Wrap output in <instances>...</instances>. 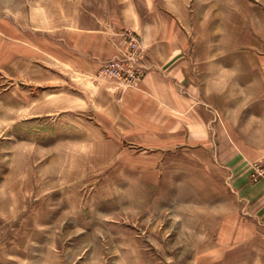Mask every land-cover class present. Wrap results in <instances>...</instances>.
<instances>
[{
    "label": "rangeland",
    "instance_id": "obj_1",
    "mask_svg": "<svg viewBox=\"0 0 264 264\" xmlns=\"http://www.w3.org/2000/svg\"><path fill=\"white\" fill-rule=\"evenodd\" d=\"M152 2L172 38L0 0V264H264V154L231 149L264 135V0ZM131 36L137 86L100 74Z\"/></svg>",
    "mask_w": 264,
    "mask_h": 264
},
{
    "label": "crops",
    "instance_id": "obj_2",
    "mask_svg": "<svg viewBox=\"0 0 264 264\" xmlns=\"http://www.w3.org/2000/svg\"><path fill=\"white\" fill-rule=\"evenodd\" d=\"M81 8L69 11V14H74L70 22L75 24V27H70L72 32L83 33L87 38L96 37L106 40L111 35L108 31L116 35L123 29L140 32L142 37L148 38H172L170 34L173 29V23L165 17L158 15V10L155 9L156 4L152 0H142V4L135 3V0H98L97 3H90V0H80ZM120 1V2H119ZM140 3V2H139ZM155 6V7H154ZM156 33V34H155ZM73 38L72 34L68 35ZM170 54L174 48L167 47ZM102 57H108L113 53V49L108 51L102 50ZM172 72V73H171ZM168 76L174 77L171 71ZM147 76L143 80V85L147 83ZM184 79V78H183ZM167 97L166 102L175 105V103L185 104L187 99L182 96L171 95ZM262 124V123H260ZM233 146V148H232ZM231 149L238 151L232 154V160L237 165H245L253 160L260 158L264 154V135L260 137L257 131H248L246 139H242L240 143L233 144ZM264 183H256L249 186V189L256 190ZM254 197H257L256 195Z\"/></svg>",
    "mask_w": 264,
    "mask_h": 264
},
{
    "label": "built area",
    "instance_id": "obj_3",
    "mask_svg": "<svg viewBox=\"0 0 264 264\" xmlns=\"http://www.w3.org/2000/svg\"><path fill=\"white\" fill-rule=\"evenodd\" d=\"M130 47L128 55L123 59H112L106 62L101 69L100 74L107 78L125 82L128 86H137L143 76V49L136 37H130ZM255 173L264 176V166L261 168L254 165ZM255 177V174L253 175Z\"/></svg>",
    "mask_w": 264,
    "mask_h": 264
}]
</instances>
